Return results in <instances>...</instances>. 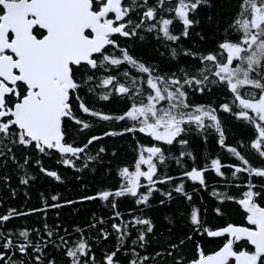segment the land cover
<instances>
[{"label": "snow or ice", "instance_id": "obj_1", "mask_svg": "<svg viewBox=\"0 0 264 264\" xmlns=\"http://www.w3.org/2000/svg\"><path fill=\"white\" fill-rule=\"evenodd\" d=\"M0 264H264V0H0Z\"/></svg>", "mask_w": 264, "mask_h": 264}, {"label": "trees", "instance_id": "obj_2", "mask_svg": "<svg viewBox=\"0 0 264 264\" xmlns=\"http://www.w3.org/2000/svg\"><path fill=\"white\" fill-rule=\"evenodd\" d=\"M229 135L231 136L232 133H229ZM30 203H32V204H36L37 203V200H36L35 196H33V199L30 201ZM89 207H94V205L81 206L80 207L81 215H80V217L77 218L78 220H84V219H86V216L88 214ZM209 247H211V245H209Z\"/></svg>", "mask_w": 264, "mask_h": 264}]
</instances>
